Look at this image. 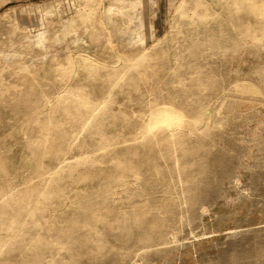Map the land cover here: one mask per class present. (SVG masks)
Instances as JSON below:
<instances>
[{
	"label": "rangeland",
	"instance_id": "rangeland-1",
	"mask_svg": "<svg viewBox=\"0 0 264 264\" xmlns=\"http://www.w3.org/2000/svg\"><path fill=\"white\" fill-rule=\"evenodd\" d=\"M238 1L0 0V264H264Z\"/></svg>",
	"mask_w": 264,
	"mask_h": 264
},
{
	"label": "bare ground",
	"instance_id": "bare-ground-1",
	"mask_svg": "<svg viewBox=\"0 0 264 264\" xmlns=\"http://www.w3.org/2000/svg\"><path fill=\"white\" fill-rule=\"evenodd\" d=\"M238 7L244 8L248 17V21L236 26L234 41L226 48V52H230L231 60H239L248 50L257 52L264 47V0H239ZM238 89L242 93H250L257 95L261 90L254 84L240 85ZM242 106V104H240ZM226 107L228 111L232 110L230 104H222L221 108ZM177 117L175 111L169 108L160 107L155 109L147 120L146 127L152 130L158 124L170 126Z\"/></svg>",
	"mask_w": 264,
	"mask_h": 264
}]
</instances>
